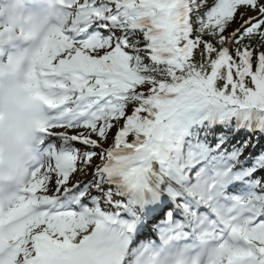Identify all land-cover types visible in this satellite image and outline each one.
<instances>
[{
  "label": "snow or ice",
  "instance_id": "obj_1",
  "mask_svg": "<svg viewBox=\"0 0 264 264\" xmlns=\"http://www.w3.org/2000/svg\"><path fill=\"white\" fill-rule=\"evenodd\" d=\"M26 87L0 264H264V0H59Z\"/></svg>",
  "mask_w": 264,
  "mask_h": 264
},
{
  "label": "clouds",
  "instance_id": "obj_2",
  "mask_svg": "<svg viewBox=\"0 0 264 264\" xmlns=\"http://www.w3.org/2000/svg\"><path fill=\"white\" fill-rule=\"evenodd\" d=\"M29 67L25 51L0 62V188L7 190L26 170L36 134L34 120L40 115L26 87Z\"/></svg>",
  "mask_w": 264,
  "mask_h": 264
},
{
  "label": "rangeland",
  "instance_id": "obj_3",
  "mask_svg": "<svg viewBox=\"0 0 264 264\" xmlns=\"http://www.w3.org/2000/svg\"><path fill=\"white\" fill-rule=\"evenodd\" d=\"M81 179H84V177H81Z\"/></svg>",
  "mask_w": 264,
  "mask_h": 264
}]
</instances>
